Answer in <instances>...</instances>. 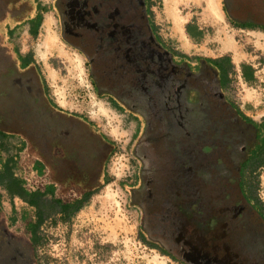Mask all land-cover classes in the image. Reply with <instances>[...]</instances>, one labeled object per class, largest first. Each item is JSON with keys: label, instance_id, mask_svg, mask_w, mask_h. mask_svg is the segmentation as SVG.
<instances>
[{"label": "flooded vegetation", "instance_id": "flooded-vegetation-1", "mask_svg": "<svg viewBox=\"0 0 264 264\" xmlns=\"http://www.w3.org/2000/svg\"><path fill=\"white\" fill-rule=\"evenodd\" d=\"M145 2L147 5L148 0L57 1L62 12V37L92 60L96 87L146 116L140 142L146 154L142 179L148 191V200L142 205L143 233L151 246L184 264H212L213 260V264H264V209L256 190L250 191L244 171L251 151L264 137V120L255 125L229 104L217 103L224 97L216 90L217 71L210 65L200 68L199 75L206 78L204 84H193L200 77L197 72L186 80L182 107L176 97L167 98L164 90L160 101L168 99L174 112L164 103L150 114L145 105L156 96L145 95L152 86L143 84L149 73L163 72L165 62L160 61L166 46L153 44L143 11ZM16 5L17 11L11 10L9 15L21 18L29 8L26 2L0 0V21L9 7L14 9ZM13 53L0 37V132L21 137L24 150L30 148L38 156L33 168L40 178L45 179L49 170L65 184L91 186L76 200L65 202L50 196L46 187L40 192L29 191L24 184L29 192L36 193L33 195L49 197L54 202L49 208L58 216L70 214L88 194H95L94 182L102 160L99 139L83 119L54 112L42 78L31 63L23 66V54ZM107 61L115 66V80L104 78L102 68L107 71L110 64L100 65ZM151 66H156L154 71H150ZM38 99L43 103L39 108L33 103ZM25 112L44 115L45 128L40 135L29 131ZM155 117L160 124L154 126ZM65 204L71 207H63ZM35 207L34 217L38 219L41 211L44 221V207ZM29 233L28 247L23 238L0 222V254L1 248L6 249L0 264H37L35 252L31 254L34 236ZM199 249L203 252L198 253ZM192 256H205L204 262Z\"/></svg>", "mask_w": 264, "mask_h": 264}, {"label": "rangeland", "instance_id": "rangeland-1", "mask_svg": "<svg viewBox=\"0 0 264 264\" xmlns=\"http://www.w3.org/2000/svg\"><path fill=\"white\" fill-rule=\"evenodd\" d=\"M22 1L29 7L23 17L9 15V11H17L15 8L19 5H16L14 9L9 7L7 15L0 21L2 44L13 51L14 56H32L30 66L36 70L38 78H43L48 95L65 111L89 120L92 128L103 131L114 144L104 183L93 196L80 203L77 211L58 216L49 208L54 202L49 201V197L39 196L47 217L38 228V242L31 250V254H36L37 264H184L151 246L143 233L142 205L148 200V191H145L142 179V160L146 154L140 142L146 116L130 110L126 103L114 99L109 92L97 89L93 76L95 69L90 66L92 60L62 37V12L58 0ZM224 1L215 0L214 5L208 0H148L147 5L144 3L148 27L152 32L149 24L153 25L157 40L165 43L169 50H178L188 56L187 59L175 58L169 51H162L163 72L149 73L143 84L146 88L152 86L151 92L145 95L156 96L155 100L146 102L150 114L164 103L174 112L175 107L169 105L168 99L164 103L160 101L164 90L167 98L176 97L182 107L185 91H177L174 78L190 81L189 77L195 75V71L200 77L193 84L206 82L205 76L199 75L204 62L198 61L199 57L227 55L232 59L233 69L224 93L220 90L219 94L222 93L226 101L237 104L256 123L264 120V26L237 24L228 16ZM231 1L233 12L240 16L251 7L249 0ZM260 2L256 11L264 20V0ZM36 14L41 21L35 32L36 24L30 18ZM189 24L198 38H191L187 33ZM177 31L183 40L178 39ZM154 36L153 44L159 45ZM111 64L107 61L100 65L101 68L108 65L107 71L102 68L106 81L117 75ZM244 64L253 69L252 83L242 76ZM153 124H160L157 117ZM23 141L19 136L0 132V171L4 163L11 160L14 176L21 181L27 178L32 184L36 179L33 164L38 156L31 153L30 148L24 150ZM253 180L257 198L264 204V167L257 170ZM47 184L46 176L41 179L40 187L44 189ZM60 195L62 200L72 202L80 197V192L73 189ZM27 199L12 195L0 182V222L23 238L29 247V223L24 218H11L17 215L18 219L22 213H26L28 219L35 216V209L29 206ZM5 252V247L1 248L0 256H5ZM202 252L199 249L198 253ZM204 257L192 256L191 259L202 262Z\"/></svg>", "mask_w": 264, "mask_h": 264}, {"label": "trees", "instance_id": "trees-1", "mask_svg": "<svg viewBox=\"0 0 264 264\" xmlns=\"http://www.w3.org/2000/svg\"><path fill=\"white\" fill-rule=\"evenodd\" d=\"M225 10L228 14V16L233 20L235 21L237 24L241 25V26H244V27H248V26H253L255 25L256 23H259L261 25H264L262 23H264V20H260L256 17V13H257V7L260 6V0H249L248 3L251 5V7H247L248 10L244 11V15L240 16L239 14H237L236 12H233V3L231 0H225ZM239 9H240V6H239ZM248 16H246V15ZM249 14H251V16H249ZM251 17V18H250ZM30 21H32L34 24H36V28H35V32L38 28V24L40 23L41 21V18H39L38 16L36 18H32ZM149 26L151 27V38L154 36V27L152 24H149ZM192 27V26H191ZM190 24L189 26L187 27V30H189L190 28ZM156 36V35H155ZM154 36V37H155ZM156 40L158 39V37L156 36L155 37ZM156 42L160 44H163L164 46H166V50L169 51V53L171 55H174V57L176 58L177 56L183 58V59H187L188 56L187 54H184L178 50H175V51H171L168 49L167 45L165 43H160L159 40H157ZM161 46V45H160ZM21 55V54H20ZM14 58V57H13ZM15 59V58H14ZM21 59L23 60V66L26 67L28 65H30V63H32V56H24L22 57L21 56ZM17 60V59H16ZM198 61H204L202 63V66L203 65H210L212 67L215 68V70L217 71V81L219 82V88H217L216 90H218V92L221 90V88L225 87L226 85L229 84L230 82V72L231 70L233 69V62H232V59L230 58V56H222L220 58H201L199 57L197 59ZM151 65V64H150ZM187 65V64H186ZM188 66V65H187ZM201 66V67H202ZM156 68V66H151L150 67V71H154ZM195 72V71H194ZM242 75L244 76L245 75V78L247 81H251L252 79H254V72H253V69L252 68H249L248 66H246L245 64L242 65ZM153 73L151 72V75ZM192 74V72H191ZM194 74V73H193ZM41 79V78H40ZM43 80V78H42ZM174 81L177 82V84H174L177 88V91H182V89L185 90V82L182 81L181 78H174ZM43 84L45 85V82L43 80ZM98 89V88H97ZM47 92V86L45 85V93ZM48 95V93H46ZM48 97L50 98H47L48 99V102L49 104L51 105V107L53 108V111L56 112V113H61L63 112L64 114H72V115H75V116H79L81 117V119L84 120V122L90 127V129L92 130L91 132H93L94 134L97 135L98 139L101 140L103 142V146L105 147H113V142H111L107 136H105L104 134L102 133H99L97 132L96 130H94L91 126H92V123L87 120L86 118H84L83 116L81 115H78V114H74V113H69L67 111H65L63 108H61L54 100L52 97H50L48 95ZM177 99V98H176ZM26 100H23L22 104L25 102ZM28 101V100H27ZM225 103V104H229L233 109H235L239 115L243 116L244 118H246L249 122L257 125V123L251 119L247 114H245L242 109L237 106V104L235 103H232V102H228L226 101L225 99H220L219 101H217V103ZM35 104L36 107H40L43 105V103L41 102L40 99H38L37 102H33ZM1 105H3L1 103ZM28 106H26V108H29L31 103L28 101L27 103ZM6 118H8L10 115H5ZM11 116H14L13 114H11ZM24 117L26 120H29L30 121V129L29 131H36L37 134H41V132L44 130L45 128V123H44V115L42 117V115H40V113L38 112L37 115L33 116L32 113H29V112H25L24 113ZM4 167H3V170L0 171V182L5 184L7 189L9 190V192L12 194V195H19L21 197H24L27 199L28 197V201L29 203H31L32 205H40V208H42V205L40 204V197L39 196H36V195H33L35 192H29L25 187H24V181L22 180H19L18 178H16L13 174V167H12V162L11 160H8L4 163ZM261 167H264V137L262 138L261 140V143L251 151V154L249 156V159L247 161V163L244 165V171H245V176H246V182H247V185L249 186V189L251 192H255L256 190V185H255V182L253 180L254 178V174L255 172H257L258 169H260ZM97 191V189H96ZM96 191H93V192H96ZM40 192V191H38ZM37 192V193H38ZM92 192V193H93ZM91 193V194H92ZM256 193V192H255ZM36 194V193H35ZM90 196V194H88L84 199H88ZM259 200V199H258ZM259 202L261 203L262 205V208L264 209V204L259 200ZM56 203H62L61 201H57ZM80 205V203L78 204V206ZM63 207H66V208H69L71 207L70 204H65ZM43 214V212L39 211V216H38V219H37V223H35L34 226H31L29 227V230L33 233V240L34 241V244H35V247H36V243L38 242V228L40 227V224L43 222V219L41 217V215Z\"/></svg>", "mask_w": 264, "mask_h": 264}, {"label": "crops", "instance_id": "crops-1", "mask_svg": "<svg viewBox=\"0 0 264 264\" xmlns=\"http://www.w3.org/2000/svg\"><path fill=\"white\" fill-rule=\"evenodd\" d=\"M188 26L189 25H187V27ZM191 28L189 30H187V28H186V31L189 34V36L191 38H194V39L198 38L199 35H197V33H193ZM225 56H227V55H225ZM220 57H222V56H220ZM220 57H216V58H220ZM216 58H214V59H216ZM243 78L246 80L245 75L243 76ZM247 82L252 83V82H254V79H252L251 81H247ZM226 87H227V85L225 87H223V89H226ZM96 129H94V130H96ZM96 131L99 132V133H102V134L104 133L101 130H96ZM104 135H105V133H104ZM98 142L100 143V150H101L100 156H101L102 160H101V169H100V173H99L100 175H99L98 179L95 182L93 181L94 184H95V186H94L95 190L96 189L99 190L101 185L104 183V176H105L106 166H107L108 160H109V158H110V156H111V154L113 152V149H114V145H113V147H110V146L105 147V146H103V142L101 140H98ZM46 176H47V179H49V184H47L46 190L50 193V196H54L55 198H60V196H61L60 194L65 193V192L69 193L73 189H76L78 192H80L79 196H81L82 192H84L85 190L86 191L89 190L90 187H91V186H84V185L79 184L77 182L65 184L61 180H58L57 177L54 178L53 173H51L49 170L47 171ZM8 192H9V190H8ZM65 202H70V201H65ZM27 203L29 204V206L31 208H34L36 210L35 205H32L31 203H29V201H27ZM11 218L13 220H15V219L16 220H20L21 218L22 219L24 218L26 220V222L29 223V227L34 226L35 223H37V218L32 216V218L28 219L26 213H22L20 217L18 216V219H17V215L16 216H12Z\"/></svg>", "mask_w": 264, "mask_h": 264}, {"label": "built area", "instance_id": "built-area-1", "mask_svg": "<svg viewBox=\"0 0 264 264\" xmlns=\"http://www.w3.org/2000/svg\"><path fill=\"white\" fill-rule=\"evenodd\" d=\"M36 179H33L32 184H29L27 178L23 179L25 186L29 191H38L41 190V179L37 174H36Z\"/></svg>", "mask_w": 264, "mask_h": 264}, {"label": "bare ground", "instance_id": "bare-ground-1", "mask_svg": "<svg viewBox=\"0 0 264 264\" xmlns=\"http://www.w3.org/2000/svg\"><path fill=\"white\" fill-rule=\"evenodd\" d=\"M208 1H209L210 3H213V5H214V1H215V0H208ZM49 24H50V21L47 22V27H49ZM177 32H178V35H177L178 39L183 40L184 38L182 37L180 31H177Z\"/></svg>", "mask_w": 264, "mask_h": 264}]
</instances>
